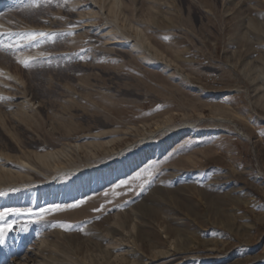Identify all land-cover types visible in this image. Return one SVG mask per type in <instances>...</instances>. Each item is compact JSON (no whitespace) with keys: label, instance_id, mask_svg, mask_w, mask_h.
<instances>
[{"label":"rangeland","instance_id":"obj_1","mask_svg":"<svg viewBox=\"0 0 264 264\" xmlns=\"http://www.w3.org/2000/svg\"><path fill=\"white\" fill-rule=\"evenodd\" d=\"M5 209L0 264H264V0H0Z\"/></svg>","mask_w":264,"mask_h":264},{"label":"snow or ice","instance_id":"obj_2","mask_svg":"<svg viewBox=\"0 0 264 264\" xmlns=\"http://www.w3.org/2000/svg\"><path fill=\"white\" fill-rule=\"evenodd\" d=\"M39 35H45V33H40ZM36 38V34H31L28 39L29 40H34ZM30 59H34V58H30ZM20 63H22L24 65V67H29V60L28 59H24V60H20ZM137 178H139V174H137ZM127 181H122L121 184H127ZM120 185H117V187H119ZM105 195H107V193H105ZM80 206V202H77L75 204L69 205L68 207L70 208H75V207H79ZM57 210H61L59 206H57ZM100 209H94V211H99ZM9 211H13L11 209H5L3 211H0V218H3L4 216H6L8 214ZM45 210L41 209V212L43 213ZM12 227L11 224H7L4 226H0V244H2L3 241V236L5 235L6 231L8 229H10ZM67 227V226H65Z\"/></svg>","mask_w":264,"mask_h":264},{"label":"bare ground","instance_id":"obj_3","mask_svg":"<svg viewBox=\"0 0 264 264\" xmlns=\"http://www.w3.org/2000/svg\"><path fill=\"white\" fill-rule=\"evenodd\" d=\"M251 65V64H250ZM245 75L246 76H249V74L247 73V72H245ZM254 81V80H253ZM254 83V82H253ZM254 85V89L257 91L258 90V86L254 83L253 84ZM217 119H219V118H217ZM220 120H222V119H220ZM169 129H172V130H176L175 128H169Z\"/></svg>","mask_w":264,"mask_h":264},{"label":"crops","instance_id":"obj_4","mask_svg":"<svg viewBox=\"0 0 264 264\" xmlns=\"http://www.w3.org/2000/svg\"><path fill=\"white\" fill-rule=\"evenodd\" d=\"M217 142H218V139H215V143H217ZM219 153H220V150H219V151H217V152H215V153H213V157H215V156L219 155Z\"/></svg>","mask_w":264,"mask_h":264}]
</instances>
